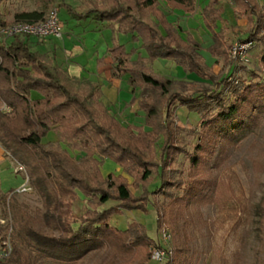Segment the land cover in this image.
Returning a JSON list of instances; mask_svg holds the SVG:
<instances>
[{
	"label": "trees",
	"instance_id": "1",
	"mask_svg": "<svg viewBox=\"0 0 264 264\" xmlns=\"http://www.w3.org/2000/svg\"><path fill=\"white\" fill-rule=\"evenodd\" d=\"M55 1L65 6V0ZM104 1L109 2L108 9L90 12L107 23L113 34L131 37L145 54L143 57L135 49L128 52L116 42L109 49L114 59L111 76H127L131 89L145 92L138 102L145 116L144 127L122 125L102 103L97 85L71 80L18 37L9 45L0 44V147L23 167L28 185L41 204V209L30 214L15 197L9 198L11 252L0 264H78L88 254L102 250L105 257L101 264H148L150 249L162 246L148 236L144 225L132 222L119 230L109 221L122 211L145 212L152 204L160 227L165 211L149 202V197L173 198L172 190L179 186L172 181L169 169L183 153L175 127L177 108L197 114L202 125L210 126L214 138L229 139L245 128L242 119L246 112L264 108L261 75L244 69L245 79L230 75L216 81V74L199 54L200 45L191 38L181 39L178 30L167 22L163 8L192 13L196 0ZM230 1L234 18L246 21L247 37L240 41L263 43V7L256 0ZM218 3L209 0L201 12L203 26L212 39L206 52L213 58L228 59L231 38L224 25L218 28L219 22L224 23ZM147 16L154 24L145 20ZM15 17L16 22H35L43 19V12H22ZM133 54L136 58L132 60ZM157 59L170 60L214 86L190 90L184 81L159 78L147 67ZM259 62L264 66V52ZM229 64L233 65L230 58ZM70 82L77 85L75 91L68 88ZM3 106L9 112L1 110ZM50 132L56 140L44 142ZM159 140L162 144L157 148ZM63 144L82 154L80 159L75 161ZM190 158L195 164L196 157ZM104 161L120 167L131 182L113 173L104 177ZM155 172L161 184L150 193L147 189ZM197 189L187 188L186 198H194ZM76 192L86 201L80 214L73 210ZM6 196L0 198L4 216ZM110 202L115 204L100 210ZM263 203L264 199L255 207L260 219L264 218ZM165 264L180 263L171 259ZM181 264L189 263L184 260Z\"/></svg>",
	"mask_w": 264,
	"mask_h": 264
},
{
	"label": "rangeland",
	"instance_id": "2",
	"mask_svg": "<svg viewBox=\"0 0 264 264\" xmlns=\"http://www.w3.org/2000/svg\"><path fill=\"white\" fill-rule=\"evenodd\" d=\"M222 1L220 3L223 9L221 18L224 23L219 22L217 25L220 29L224 25L229 30L227 34L230 35L232 45L235 41L244 40L247 37L245 23L242 20L238 22L234 18L230 0ZM256 1L264 9V0ZM66 2L72 9L73 19L77 23L82 25L88 23L85 29L97 22L95 14L90 11L106 10L110 7L109 2L104 0H66ZM58 3L59 1L55 0H24L25 6L31 8V11L34 9L42 11L43 17L50 10L55 9L61 22V33H63L64 20L62 19L65 13L60 12ZM163 11L168 20L176 25L183 39L191 37L199 43L201 47L199 54L203 56L205 66L212 67L217 76L216 81L230 75L245 79L247 73L244 69L253 70L264 78V66L259 62V57L264 52V41L253 45L248 55L247 65H230L229 58L212 59L205 52L211 39L210 34L200 24L198 9L188 16L173 15L164 8ZM145 20L151 25L154 24L151 17L147 16ZM119 40L122 43L128 40L131 45L133 43L132 47L124 45L128 52L135 49L141 55L144 54L139 48L140 45L132 42L131 37L120 35ZM134 55L133 59L136 58V54L132 56ZM147 67L159 78L184 81L187 83L186 88L190 90L214 86L212 82L202 80L193 73L184 72L170 60L157 59L148 62ZM103 86L107 90L112 89V92L117 91L115 97L109 93H100L108 111L124 126L144 127L145 116L138 109V102L145 96V92L141 88H128L123 80H118L114 85L104 84ZM68 88L75 91L77 85L70 82ZM262 101L264 104V97ZM242 120L245 128L230 139L225 136L214 138L210 126L202 125L197 114L183 107L177 108L175 127L183 153L176 158L169 169L172 171V181L179 183V186H175L172 190L173 198L149 197V202L158 205L162 213L165 211L160 227L165 224L171 233V241L168 244L159 240L160 227L157 228L156 211L152 204L146 208L145 212L122 211L112 216L109 224L119 230L126 229L132 222L144 225L151 239L171 248L172 259L176 263L181 264L185 260L189 264H264V218L260 219L255 210V207L264 199V108L246 112ZM55 140V134L50 132L44 142ZM161 144L162 141L159 140L157 148ZM64 148L75 161L82 156L67 145H64ZM191 155L196 157L195 164L190 158ZM10 162L13 171L18 175L16 176L18 183L21 184L18 189L24 190L6 196L4 206L6 216L3 215L0 205V246L2 242H10L9 198L15 197L30 214H35L36 210L41 209L40 201L29 187L26 175L23 171H19L18 165L12 159ZM101 173L104 177L109 173L123 175L131 182V178L127 177L120 167L109 161H104ZM160 184L158 172H155L148 186V192L155 191ZM189 187L192 190L193 187L198 188L196 196L191 200L185 196ZM132 191L135 195H140V191L135 189ZM76 195L73 210L76 214H80L85 208L86 201L80 192H76ZM180 200L188 201L183 204ZM175 201L179 202L175 203ZM114 204L107 203L100 210ZM104 257V250L90 253L78 264H101Z\"/></svg>",
	"mask_w": 264,
	"mask_h": 264
},
{
	"label": "crops",
	"instance_id": "3",
	"mask_svg": "<svg viewBox=\"0 0 264 264\" xmlns=\"http://www.w3.org/2000/svg\"><path fill=\"white\" fill-rule=\"evenodd\" d=\"M208 2L209 0H196V6L194 9V11L196 9L199 11L198 18L200 19V24L203 28L204 26L201 19V12ZM222 2V0H219L218 7H221L220 3ZM64 3L65 6H63V3L61 4V2L58 3L60 12L65 13L64 18L62 19V21L64 20V32L62 33L61 38L18 37V39L22 43H25L32 52H36L41 55L45 61H50L54 65L60 67L71 80L77 82L85 80L90 81L100 88V93H109L111 96L115 97L117 91L112 92V89L107 90V88H105L103 85H114L118 80L125 81L126 86L130 88L127 85V76H123L121 78H113L111 76V70L114 66V59L109 54V49L114 45L115 42L118 44L127 45V47H132L133 43L131 45L130 41L128 40L126 43L120 42V35L113 34L107 23L100 22L96 18L95 19L97 22H94L92 26L90 25L88 27L89 29H85L88 23H84L83 25L77 23L73 19V11L69 4H67L66 0ZM166 9L169 13L172 12L171 14L173 15L188 16L191 14L177 9L172 10L167 7ZM33 11L39 10L34 9ZM22 12H32L31 8H28L24 5V0H0V16L6 23L15 22L17 20L15 15ZM166 20L178 30L176 25L170 22L167 17ZM239 21L241 20H238V22ZM242 22L246 25L245 20H242ZM178 33L180 35L179 30ZM209 37L211 39V36ZM188 38L191 37H187L186 39L181 37L183 40H187ZM14 39L15 38L8 40L5 45L11 44ZM211 45L212 39L209 46ZM208 47H206V49ZM142 56L144 57L145 55L142 54ZM134 57L135 55L132 56L131 59L133 60ZM209 57L212 59H222L213 58L210 55ZM33 96L36 95L34 94ZM101 101L103 103L104 98H101ZM10 160L11 158L7 156V154L0 147V198L3 195H9L21 186V184L18 183L16 178L18 175L13 171V166Z\"/></svg>",
	"mask_w": 264,
	"mask_h": 264
},
{
	"label": "built area",
	"instance_id": "4",
	"mask_svg": "<svg viewBox=\"0 0 264 264\" xmlns=\"http://www.w3.org/2000/svg\"><path fill=\"white\" fill-rule=\"evenodd\" d=\"M61 22L59 20L58 12L55 9L50 10L47 15L39 21H15L13 23H6L0 16V44L5 45L6 42L15 37H35L46 38L54 37L61 38ZM253 48V43L250 41H235L229 50V58L233 65L245 66L249 63V52ZM1 61V59H0ZM5 112H9L5 106L1 108ZM19 171H23V167L19 166ZM25 174V172H24ZM27 179V178H26ZM24 189H18L13 193L22 192ZM159 240L165 244L171 241V233L165 224H162L159 229ZM162 248L152 247L150 263L165 264L172 259V250L166 245H161ZM11 252L10 242H2L0 246V261L6 258Z\"/></svg>",
	"mask_w": 264,
	"mask_h": 264
}]
</instances>
